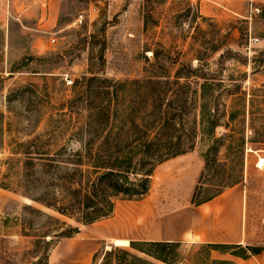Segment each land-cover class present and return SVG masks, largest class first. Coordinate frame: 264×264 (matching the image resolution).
<instances>
[{
    "label": "rangeland",
    "instance_id": "374dc122",
    "mask_svg": "<svg viewBox=\"0 0 264 264\" xmlns=\"http://www.w3.org/2000/svg\"><path fill=\"white\" fill-rule=\"evenodd\" d=\"M17 8L0 0V183L15 179L7 161L21 159L11 154L16 143L78 127L76 115L84 119L86 112L70 106L88 84L85 78L134 81L148 76L153 64H165L199 68L210 82L240 85L243 93L234 107L225 99L214 134L198 124L194 148L155 167L145 197L117 200L108 218L85 226L44 210L79 227L53 246L48 264H100L111 249L143 257L130 241H159L167 233L178 237L207 227L206 217L197 218L193 197L200 203L229 193L238 195L231 202L238 212L229 219L231 228L237 222L241 242L235 251L245 255L234 257H262L264 171L254 163L264 155V0H24ZM226 50L233 54L220 61ZM63 145L58 141L49 149ZM23 204L31 202L0 188V264L37 263L28 254L30 238L19 234ZM202 244L184 235L174 249L175 264H235L232 255L215 250L207 260Z\"/></svg>",
    "mask_w": 264,
    "mask_h": 264
},
{
    "label": "trees",
    "instance_id": "16d2710c",
    "mask_svg": "<svg viewBox=\"0 0 264 264\" xmlns=\"http://www.w3.org/2000/svg\"><path fill=\"white\" fill-rule=\"evenodd\" d=\"M230 54L226 50L220 61ZM153 59H158L156 51ZM147 74L128 82L85 78L88 84L70 106H82L86 112L84 119L76 115L79 125L75 130L40 134L12 149L13 156L21 157L7 161V170L14 171L10 175L15 174V179L0 183V188L31 202L22 205L26 216L18 226L19 234L30 238L28 254L36 264H48L53 246L79 232V227L44 210L84 226L108 218L117 200H139L148 194L156 166L194 148L198 124L200 129L207 124L209 134H214L220 108H226L225 99L231 101V107L243 100L240 85L210 82L213 78L199 68L153 64V71ZM238 113L241 110L232 111L230 120ZM2 120L0 113V123ZM58 123L65 125V118ZM62 140L60 149H49ZM204 202L192 200L194 205ZM180 245L130 241V248L143 257L111 249L103 254L100 264H152L145 258L175 264L174 249ZM201 248L207 250V260L213 250L245 258L235 251L241 245L202 244ZM246 250L257 254L250 247Z\"/></svg>",
    "mask_w": 264,
    "mask_h": 264
},
{
    "label": "crops",
    "instance_id": "0c3cea01",
    "mask_svg": "<svg viewBox=\"0 0 264 264\" xmlns=\"http://www.w3.org/2000/svg\"><path fill=\"white\" fill-rule=\"evenodd\" d=\"M23 5L24 0H8V4L11 5V8H17V4ZM47 24L46 22L44 25ZM238 199L237 193L232 194H220L214 197L211 200H208L202 204L195 205V209L198 212L197 218L202 221L206 217L209 222V226L201 228L199 226L192 229L191 233H183V235L178 237H172L167 233V237L159 241H172L181 243L184 239V235L191 238L192 241L204 244L212 245H239L241 242L237 238V222L234 224V228L230 226V215L232 212L237 214V204L234 206L232 211L231 205L232 201L236 202ZM237 217V216H235ZM120 239H115V241ZM127 241V240H122ZM113 242V244H114ZM128 242V241H127ZM129 243V242H128ZM232 262L235 264H264V255L262 257L253 256L252 258L247 259H238L234 256H231ZM255 258V259H254Z\"/></svg>",
    "mask_w": 264,
    "mask_h": 264
},
{
    "label": "built area",
    "instance_id": "2783aa9c",
    "mask_svg": "<svg viewBox=\"0 0 264 264\" xmlns=\"http://www.w3.org/2000/svg\"><path fill=\"white\" fill-rule=\"evenodd\" d=\"M50 43H55V39H51L50 40ZM66 80V83L71 85L72 84V81H68L67 79ZM254 168L257 170V171H264V155H260V154H257L256 155V160H255V163H254Z\"/></svg>",
    "mask_w": 264,
    "mask_h": 264
}]
</instances>
